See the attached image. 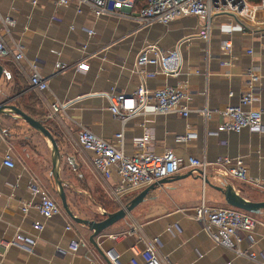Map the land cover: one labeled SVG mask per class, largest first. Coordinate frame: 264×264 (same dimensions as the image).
Listing matches in <instances>:
<instances>
[{
    "label": "crops",
    "instance_id": "obj_1",
    "mask_svg": "<svg viewBox=\"0 0 264 264\" xmlns=\"http://www.w3.org/2000/svg\"><path fill=\"white\" fill-rule=\"evenodd\" d=\"M0 14L14 19L8 30L22 51L18 60L0 58V101L13 97L11 103L51 130L73 214L99 219L103 211L118 209L145 187L113 193L116 177L105 178L91 164L92 152L77 142L79 124L106 138L122 128L127 154L136 152L135 138L148 132L151 150L170 149L181 161L176 173L148 188L142 201L94 236L97 249L88 240L87 225L63 210L49 218L38 212L39 195L30 186L43 187L48 179L53 180L51 144L19 115L0 113V264H131L130 259L147 243L154 246L163 264H255L213 242L194 218V209L201 201L213 207L228 205L212 184H230L241 198L264 200V25L216 10L206 41L198 35L203 18L194 15L141 26L127 17H96L87 6L77 11L74 2L58 5L55 0H0ZM10 37L5 36L9 45ZM153 41L162 49L176 47L180 61L177 74L158 71L147 79L148 86L185 84L191 108L206 104L211 109L207 118L197 110L186 116L139 112L122 125L110 112L107 93L112 88L133 90L139 81L133 65L136 55ZM247 48L252 51L246 52ZM78 62L87 68L77 67ZM32 64L46 80V89L36 90L29 84ZM249 71L255 78L249 77ZM247 90L254 96L252 107L261 110V129L217 130L223 120L219 110L237 103L239 94ZM53 103H61V109L53 111ZM185 133L190 136L175 139ZM5 154L12 166L3 164ZM189 155H204L211 162L222 155L239 156L246 178L229 176L212 163L206 169L209 183H203L194 172L188 173ZM251 214L256 224L241 246L260 252L264 250V207ZM34 222L42 227L34 228ZM18 233L32 239V244L5 245ZM74 240L83 243L71 250Z\"/></svg>",
    "mask_w": 264,
    "mask_h": 264
},
{
    "label": "built area",
    "instance_id": "obj_2",
    "mask_svg": "<svg viewBox=\"0 0 264 264\" xmlns=\"http://www.w3.org/2000/svg\"><path fill=\"white\" fill-rule=\"evenodd\" d=\"M58 5L74 2L76 10L87 6L96 17L102 15H118L137 21L141 26L153 22L165 23L177 17L194 15L203 18L198 35L208 41L210 38V18L213 11H227L236 18L251 22L253 25H264V0H55ZM15 23L7 14H0V58L13 56L18 60L22 57L21 45L14 41L9 34L8 26ZM91 33L92 30L88 29ZM9 36L10 44L5 36ZM224 45L228 44L224 42ZM250 48L246 52L250 53ZM179 51L175 48L162 49L156 42H147L139 50L134 60V70L139 76L137 85L130 92L115 91L113 88L107 93L108 109L119 119L122 125L127 119L139 112L167 113L174 112L186 116L193 110L200 111L204 118L210 115L211 109L205 104L200 108H191L190 95L185 84L164 85L150 88L147 79L153 77L158 71L177 74L179 68ZM84 62H78L77 67L87 68ZM148 66V67H147ZM28 76L29 84L36 90L47 88L46 80L40 75L34 64L31 65ZM249 77L255 78L252 72ZM232 95V92H229ZM254 96L250 90L238 96V102L227 104L219 112L223 120L217 125V130L239 132L243 128L253 131L261 129V110L252 107ZM61 103H53L52 110L61 109ZM190 133L177 135L176 140L188 138ZM149 133L142 132L135 138L136 152L127 154L123 150V130L120 128L112 138H106L94 133L90 128L79 124L76 129V138L80 146L92 152L91 164L105 178L116 177L112 184L113 193H123L139 189L163 177H169L181 167L180 159L175 153L166 149L156 153L148 146ZM3 164L12 166L13 161L9 154H5ZM218 164L224 168L229 176L238 179L246 178V166L239 157L222 155L214 161H209L203 155L200 157L189 155L185 166L197 174L204 183L206 169L210 164ZM33 194H38L36 204L38 212L43 218H49L59 213L60 203L52 198L43 187L30 186ZM26 211L27 207L22 206ZM194 218L200 222L201 228L208 234L213 242L227 249L235 255L252 260L255 264H264V250H254L241 246L245 234H249L256 224L253 214L232 206L213 207L201 201L194 209ZM33 227L40 229L42 223L34 222ZM250 238V237H249ZM32 244V239L21 234L15 236L7 244ZM83 241H72L71 250H76ZM251 246V244H248ZM131 264H163L152 244L147 243L138 253L130 259ZM229 264V262H226Z\"/></svg>",
    "mask_w": 264,
    "mask_h": 264
},
{
    "label": "water",
    "instance_id": "obj_3",
    "mask_svg": "<svg viewBox=\"0 0 264 264\" xmlns=\"http://www.w3.org/2000/svg\"><path fill=\"white\" fill-rule=\"evenodd\" d=\"M2 72H3V66L0 63V76ZM12 99L13 97L5 98L4 100L0 101V113H5V114L14 113V114L19 115L31 127L40 131L43 135L47 137V139L49 140L51 144L50 173H51L54 185H55L56 194L60 202L61 208L74 221L87 225V227L91 230L88 236V240L97 249H98V246L94 239V236L99 234L104 228H106L111 223L124 217L126 212L130 211L138 202L142 201L148 188H151L155 184L163 182L164 180L167 179V177H163L157 181L150 183L149 185L145 186L143 189L135 193L123 206L119 207L118 209L111 211V212L103 211L102 217L99 219H87V218H82V217H79L73 214L66 200V195L64 191V185H63L64 180L59 175L58 167H59L61 155L59 153V149H58V146H57V143H56V140L53 134L43 124V122L40 119L29 115L28 113L24 112L21 108H19L16 104L11 103L10 100ZM188 173L190 174L191 171ZM204 182L209 183L207 177L205 178ZM212 186L223 194L224 200L229 206H232V207H235V208H238L243 211L250 212V213H257L260 208L264 207V200L253 201V200H246L244 198H241L234 192V189L230 184H223V185L212 184Z\"/></svg>",
    "mask_w": 264,
    "mask_h": 264
},
{
    "label": "rangeland",
    "instance_id": "obj_4",
    "mask_svg": "<svg viewBox=\"0 0 264 264\" xmlns=\"http://www.w3.org/2000/svg\"><path fill=\"white\" fill-rule=\"evenodd\" d=\"M42 187V186H41ZM43 188L48 192V194L56 199L58 202V197H57V194H56V190H55V185H54V182L53 180H50L48 179L47 182H45ZM78 198L77 197H73V202L76 204V202L79 204V201L77 200ZM60 203V202H59ZM84 204L82 203L81 205V210L84 211ZM81 213V212H80Z\"/></svg>",
    "mask_w": 264,
    "mask_h": 264
},
{
    "label": "trees",
    "instance_id": "obj_5",
    "mask_svg": "<svg viewBox=\"0 0 264 264\" xmlns=\"http://www.w3.org/2000/svg\"><path fill=\"white\" fill-rule=\"evenodd\" d=\"M46 126V125H45ZM47 127V126H46ZM48 128V127H47ZM49 129V128H48ZM50 130V129H49ZM51 131V130H50ZM52 133V132H51Z\"/></svg>",
    "mask_w": 264,
    "mask_h": 264
}]
</instances>
